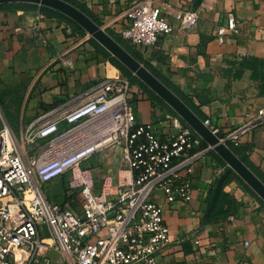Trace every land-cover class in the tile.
Returning a JSON list of instances; mask_svg holds the SVG:
<instances>
[{"label":"crops","instance_id":"crops-1","mask_svg":"<svg viewBox=\"0 0 264 264\" xmlns=\"http://www.w3.org/2000/svg\"><path fill=\"white\" fill-rule=\"evenodd\" d=\"M75 1L109 36L120 38L124 13L140 0ZM153 5L168 12L172 32L152 47L127 44L129 54L181 91V100L202 121L210 120L219 138L240 130L236 156H244L264 183V118L257 119L264 109V0H153ZM188 9L197 12L198 22L182 30L180 18ZM229 15L237 32L225 30L220 41L217 30L226 27ZM90 38L35 8L0 9V110L13 133L50 109L75 108L84 92L117 70ZM131 83L136 122L153 124L162 137L173 132L162 115L174 112ZM105 155L93 156V171L114 178L119 157ZM225 169L207 150L192 166V200L171 206L159 201L172 243L157 264H264V204L235 173L222 185L217 213L206 219L210 189Z\"/></svg>","mask_w":264,"mask_h":264},{"label":"built area","instance_id":"built-area-1","mask_svg":"<svg viewBox=\"0 0 264 264\" xmlns=\"http://www.w3.org/2000/svg\"><path fill=\"white\" fill-rule=\"evenodd\" d=\"M167 15L153 0H140L124 13L121 40L154 46L172 32ZM197 22V12L188 9L179 27L192 30ZM225 30L237 32L231 15L217 30L220 41ZM131 92V81L115 70L84 92L75 108L63 105L38 115L23 127L19 142L0 110V264H157L170 247L159 201L171 206L192 200V166L208 148L200 149L201 138L174 113L162 115L173 131L164 137L153 124L137 123ZM262 118L264 109L257 114ZM202 123L218 135L210 120ZM240 134L219 139L237 147ZM103 151L119 157L114 178L84 166ZM67 174V190L77 192L80 213L44 194ZM50 249L62 259L50 260Z\"/></svg>","mask_w":264,"mask_h":264},{"label":"water","instance_id":"water-1","mask_svg":"<svg viewBox=\"0 0 264 264\" xmlns=\"http://www.w3.org/2000/svg\"><path fill=\"white\" fill-rule=\"evenodd\" d=\"M12 4H29L55 11L71 20L89 37L105 49L117 62L129 71L147 89L163 101L187 126H189L225 164V171L218 177L210 197L206 219L210 217L222 185L235 173L264 204V183L258 179L244 164V156H236L218 136L206 127L188 106L156 78L140 62L132 57L121 45L109 36L86 14L64 0H0V6Z\"/></svg>","mask_w":264,"mask_h":264},{"label":"trees","instance_id":"trees-1","mask_svg":"<svg viewBox=\"0 0 264 264\" xmlns=\"http://www.w3.org/2000/svg\"><path fill=\"white\" fill-rule=\"evenodd\" d=\"M66 2H68L69 4L75 6L76 8H78L80 11H82L84 14H86L92 21H94L90 15L88 14V12L84 9L83 5L80 4L79 2L75 1V0H64ZM5 8H14V9H25V8H35V9H38L41 13H43L44 15L46 16H49V17H54L62 22H64L65 24L69 25L74 31L82 34V35H85V32L79 28L75 23H73L71 20H69L68 18L64 17L63 15L55 12V11H52L50 9H47V8H44V7H38V6H35V5H25V4H12V5H4V6H0V9H5ZM95 22V21H94ZM96 23V22H95ZM97 24V23H96ZM107 33V32H106ZM108 34V33H107ZM109 35V34H108ZM113 38V37H112ZM114 40H116V38H113ZM121 39V38H120ZM117 41V40H116ZM122 42H124L123 40H121ZM90 42L92 43V45L94 46L96 52H98L105 60H107L112 66H114L117 70L120 71V73L128 78L130 81H133V82H137L138 85L141 87V89L143 90V92H147L149 94V97L150 98H153V99H158L157 96H155L149 89H147L140 81H138L129 71H127L119 62H117L105 49H103L96 41H94L92 38H90ZM125 44V42H124ZM126 45V44H125ZM124 47V46H123ZM129 47L127 46V49ZM126 51L128 53H130L132 56L133 54L131 53L130 51V48ZM145 67H147V69L153 74L155 75L156 78H158L164 85H167L168 87H172L174 90H175V94L180 98V99H183L184 98V95L181 91L179 90H176L172 85H170L168 83L167 80H165L161 75L155 73V71L151 70L147 65H145ZM193 113H194V110L190 107H188ZM175 114V113H174ZM229 149L235 154V155H239L240 152L238 151V149L236 147H234L232 144L230 143H227ZM205 148L204 147V143L202 142L201 143V146H200V149H203ZM215 184L216 182H214V184L212 185L211 189H210V195H209V198L207 199V201L210 200V197L213 193V190H214V187H215ZM220 197H221V191L219 193V196H218V199H217V202H216V205L211 213V217L210 219L217 213L218 209H219V200H220Z\"/></svg>","mask_w":264,"mask_h":264},{"label":"rangeland","instance_id":"rangeland-1","mask_svg":"<svg viewBox=\"0 0 264 264\" xmlns=\"http://www.w3.org/2000/svg\"><path fill=\"white\" fill-rule=\"evenodd\" d=\"M116 40L115 41L119 45H121L122 47L124 46L123 48L125 50L127 49V43H125L126 44L125 45L124 42H122L120 38H116ZM143 66L145 67V65H143ZM145 68L147 69V67H145ZM113 73H114V71H112L110 76ZM165 86L168 89H170L175 94V90L171 86L170 87H168L167 85H165ZM145 93L149 96V94L147 92H145ZM3 118L5 120V117H3ZM0 127H1V123H0ZM14 135H15L16 139L19 142L20 134L14 133ZM32 148L33 147H29L28 148L29 154L32 152ZM106 153L108 154L109 152L105 151L104 153L97 154L99 156L98 158L101 159L102 157H104V158L107 157L105 155ZM116 156H118V155H116ZM94 163H95V158L92 157L89 161H87L84 164V166L85 167H89V166L92 167V165ZM70 179H71V175L70 174H67V175H65V176H63L61 178L55 179L51 184H49L47 187H45L44 194L47 197L48 201H50L51 203L70 208L74 212L80 213L81 212L80 200H79L80 198H79L77 192H74L72 190H67L68 189L67 182ZM47 189H49L48 192H47ZM75 191H77V190H75ZM43 235H46L45 239L49 241V237L47 236V234H43ZM48 256L50 257V260H52L53 262H57V261H60L62 259L61 256L56 251H54L53 249H50L48 251Z\"/></svg>","mask_w":264,"mask_h":264}]
</instances>
